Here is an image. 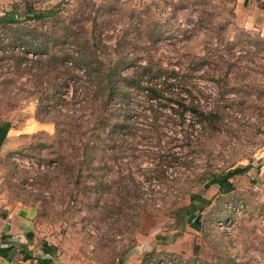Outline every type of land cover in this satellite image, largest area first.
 <instances>
[{
	"label": "rangeland",
	"instance_id": "374dc122",
	"mask_svg": "<svg viewBox=\"0 0 264 264\" xmlns=\"http://www.w3.org/2000/svg\"><path fill=\"white\" fill-rule=\"evenodd\" d=\"M27 3L50 11L31 18ZM12 10L0 23V205L32 207L37 250L57 264H264V31L239 22L237 0H0V15ZM73 32L107 44L96 49L105 62L124 36L135 63L207 61L167 97L134 86L126 106L102 110V90L92 111L84 73H67ZM27 38L44 50L25 49ZM168 96L218 102L226 116L207 134L189 111L171 115ZM186 155L189 167L177 165ZM234 169L242 188L225 192L211 176Z\"/></svg>",
	"mask_w": 264,
	"mask_h": 264
},
{
	"label": "trees",
	"instance_id": "16d2710c",
	"mask_svg": "<svg viewBox=\"0 0 264 264\" xmlns=\"http://www.w3.org/2000/svg\"><path fill=\"white\" fill-rule=\"evenodd\" d=\"M26 13H29L31 18H43L45 15L49 13L50 10H38L36 11L31 4H26ZM16 19V18H15ZM15 19L11 21H1L0 23H7V22H14ZM72 31V29H69ZM72 35L71 42L73 44V48L70 50L73 52H70V50H66V58H68L70 65L69 70L67 73L71 75V77L77 76V71L82 70L84 73V80H86L87 84L84 85L83 88V94L91 96L92 103L91 107L93 108L92 111L95 109L96 104L94 98L99 94V91H104V101L101 103L102 107L101 109H108V104L110 101L114 98H118L121 104L124 103V106H126V101L129 99L130 94L132 93V89L135 86L139 90L142 91L144 95H146L147 99L151 98H161V97H167L165 94L167 93L168 87L172 84H182V86L188 84L191 82L189 74L191 70H194L195 67H198L201 65V63H204L207 61V56L205 54L198 56L197 60L190 59L187 62V67L184 69V71L176 70L175 68H168L167 66H163L161 63L154 61L152 58H147L144 64H139L136 62L137 59H135L134 56H128L123 51L125 48L131 45V41L128 40L125 36L121 37L120 40H117L116 45L114 46L115 54L116 56L114 59H112L109 62H105L102 58L98 56L96 53L97 47L100 45L107 46L104 42H101V40H97L95 38H92V40H89L87 38L81 39L79 38L74 32L70 33ZM151 39H155L154 32H151L150 35ZM99 39V38H98ZM23 47L25 49H29L34 52L43 51L44 49L41 48L40 43L32 42L31 38L22 39ZM64 58V59H66ZM140 66L142 69L132 72L131 74L124 73L123 68L127 66L132 65ZM197 65V66H195ZM137 70V68H136ZM208 71H205V76L208 77ZM140 75H146L147 80L145 84H140ZM203 75V74H202ZM226 75V74H225ZM217 81L222 80V73L217 74ZM75 85V84H74ZM188 92H191L189 88H186ZM76 90V89H75ZM103 90V91H102ZM224 90V89H223ZM221 90V93L223 92ZM166 92V93H165ZM170 99V110L171 115L174 114L176 116L183 117V114L185 111H189V113L196 117L197 120L200 123L202 131L206 132L207 134L209 131H213V128L217 124H219L221 121H223V117L226 116L224 105L221 104H214L212 106H209L208 108H203L200 106L199 103L194 101V99L189 98L187 100L182 101L179 98H175L172 96H168ZM56 101V100H55ZM56 102L52 105H55ZM47 105L44 104L43 108L46 109ZM52 107V108H51ZM56 106H50V109H55ZM56 110V109H55ZM98 125L97 127H104L107 123L108 118L101 114V116L97 119ZM116 126V125H115ZM114 124L111 126V130L115 128ZM123 127L122 124H119V128L121 129ZM217 127V126H216ZM156 128L153 126V130ZM203 132V133H204ZM187 142L185 143L188 147H190L192 144L189 142L191 140L190 132H186L184 135ZM199 145H201V141L199 140ZM204 145V144H202ZM84 154H85V160L88 162L92 161V155L90 154V150L93 147L89 142H85L84 144ZM191 150V149H190ZM188 150V151H190ZM174 160H177V165L179 166L184 165L185 168L188 166L191 162L190 158H187V155L180 159L178 156L174 157ZM160 167V165L158 166ZM234 172H237L236 169L229 171V173H215L211 177H214L222 186V188L226 191L227 188H229V185L232 186L233 184L228 180V177L231 176V174ZM157 177H166L162 170L158 169L156 173ZM222 175V176H221ZM225 175V176H224ZM231 188V187H230ZM191 201H199V202H208V199L201 196L198 193L192 192L190 194ZM190 212V209H187V213ZM46 252V250H45Z\"/></svg>",
	"mask_w": 264,
	"mask_h": 264
},
{
	"label": "crops",
	"instance_id": "0c3cea01",
	"mask_svg": "<svg viewBox=\"0 0 264 264\" xmlns=\"http://www.w3.org/2000/svg\"><path fill=\"white\" fill-rule=\"evenodd\" d=\"M237 11L242 25L264 31V0H237ZM228 180L233 185L225 192L242 188ZM33 220L31 206L0 205V264H57L47 251L37 250Z\"/></svg>",
	"mask_w": 264,
	"mask_h": 264
},
{
	"label": "water",
	"instance_id": "95a60500",
	"mask_svg": "<svg viewBox=\"0 0 264 264\" xmlns=\"http://www.w3.org/2000/svg\"><path fill=\"white\" fill-rule=\"evenodd\" d=\"M17 16L16 11L12 10L10 11L8 14H1L0 15V22L1 21H11L13 19H15Z\"/></svg>",
	"mask_w": 264,
	"mask_h": 264
}]
</instances>
